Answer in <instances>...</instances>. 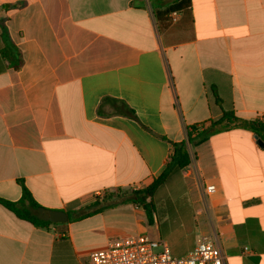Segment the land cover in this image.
I'll return each instance as SVG.
<instances>
[{
	"label": "crops",
	"instance_id": "obj_1",
	"mask_svg": "<svg viewBox=\"0 0 264 264\" xmlns=\"http://www.w3.org/2000/svg\"><path fill=\"white\" fill-rule=\"evenodd\" d=\"M179 1L0 0V198L19 201L23 183L69 218L37 227L0 204V264H90L136 236L175 258L210 237L228 264H264V146L249 130L192 148L155 193L152 223L122 199L161 176L192 127L223 112L264 122V0L162 14ZM96 201L111 206L79 219Z\"/></svg>",
	"mask_w": 264,
	"mask_h": 264
},
{
	"label": "trees",
	"instance_id": "obj_2",
	"mask_svg": "<svg viewBox=\"0 0 264 264\" xmlns=\"http://www.w3.org/2000/svg\"><path fill=\"white\" fill-rule=\"evenodd\" d=\"M191 5V0H180L175 3L173 6L168 8L162 14H167L172 10H180L188 8ZM216 94V93H215ZM216 101L221 105V100L218 95H215ZM106 101L113 104V114L124 115L132 119H137L136 113L132 110L126 103L116 100V99H106ZM233 128H242L253 132L259 139L264 143V122L261 121H249L238 118L232 112H223V115L220 119L216 121H211L208 126H194L192 127L187 136V140L181 143L174 144L173 154L170 158L169 163L165 171L161 174L160 177L154 180V182L147 188L134 191L127 199V196L124 195L122 199L131 200L136 205L141 207L149 221L152 223L153 216L155 214V203L154 196L157 190L163 186L168 180L170 174L174 170H184L190 166L192 162L191 149L198 146L199 144L207 141L212 136L217 134L228 132ZM23 194L22 198L19 201H9L0 198V204L5 208L13 212L18 218L26 220L37 227L47 228L52 225V222H46L38 218V210L41 206L35 201L31 192L26 188L22 183ZM95 207H100V203L96 201L93 205ZM111 205H105L103 207L97 208L89 213L83 214L80 218L90 216L101 211L104 208H108Z\"/></svg>",
	"mask_w": 264,
	"mask_h": 264
},
{
	"label": "built area",
	"instance_id": "obj_3",
	"mask_svg": "<svg viewBox=\"0 0 264 264\" xmlns=\"http://www.w3.org/2000/svg\"><path fill=\"white\" fill-rule=\"evenodd\" d=\"M179 15L174 13L173 21ZM215 191V186L206 187L208 195ZM106 191L98 193L105 196ZM248 251V249H245ZM90 264H228L217 243L210 237H203L192 253L175 258L170 254L164 241H155L147 236H136L119 240L106 248L90 253Z\"/></svg>",
	"mask_w": 264,
	"mask_h": 264
},
{
	"label": "water",
	"instance_id": "obj_4",
	"mask_svg": "<svg viewBox=\"0 0 264 264\" xmlns=\"http://www.w3.org/2000/svg\"><path fill=\"white\" fill-rule=\"evenodd\" d=\"M259 145L264 146V143L259 140ZM39 216L38 218L40 220L46 221V222H52V223H64L69 220L68 215L63 211H57V210H47L43 207H41L39 210Z\"/></svg>",
	"mask_w": 264,
	"mask_h": 264
},
{
	"label": "rangeland",
	"instance_id": "obj_5",
	"mask_svg": "<svg viewBox=\"0 0 264 264\" xmlns=\"http://www.w3.org/2000/svg\"><path fill=\"white\" fill-rule=\"evenodd\" d=\"M164 194H163V192H161L160 194H159V198H158V200H162L164 197H165V195L163 196Z\"/></svg>",
	"mask_w": 264,
	"mask_h": 264
}]
</instances>
